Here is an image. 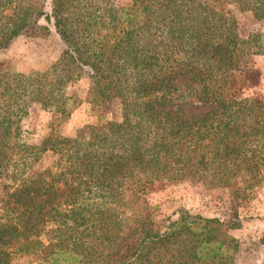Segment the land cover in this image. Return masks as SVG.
Here are the masks:
<instances>
[{
	"label": "trees",
	"instance_id": "16d2710c",
	"mask_svg": "<svg viewBox=\"0 0 264 264\" xmlns=\"http://www.w3.org/2000/svg\"><path fill=\"white\" fill-rule=\"evenodd\" d=\"M50 5L0 0V55L49 25L63 46L44 71L0 63V264H235L237 209L264 185V99L247 94L264 31L242 34L239 16L264 26V0ZM84 76L97 121L28 143L30 107L68 117L80 99L66 86ZM48 151L51 165L37 169ZM184 180L227 189L232 217L180 208L158 219L152 187Z\"/></svg>",
	"mask_w": 264,
	"mask_h": 264
},
{
	"label": "rangeland",
	"instance_id": "374dc122",
	"mask_svg": "<svg viewBox=\"0 0 264 264\" xmlns=\"http://www.w3.org/2000/svg\"><path fill=\"white\" fill-rule=\"evenodd\" d=\"M31 1L37 3L44 11L51 10L50 0ZM39 24H45L43 19L39 20ZM239 29L242 34H247L257 32L259 29L264 31V26L259 27L255 20L244 13L239 16ZM62 48L54 27L49 25L48 32L34 30L16 37L0 55V63L3 64V68L13 72L44 71L58 59ZM253 66L260 73L259 86L247 91V94H255L264 99V53L253 57ZM90 83V78L84 76L66 86L69 95L80 99V103L68 117L60 118L53 115L52 111L41 108L38 103L33 104L21 121L28 143H40L48 135L51 127L59 134L74 137L84 126L95 123L97 120L90 114L89 105L85 102ZM190 107L193 106L187 108ZM118 117L117 112L109 115V119ZM54 158V154L48 151L35 166L37 169H44L51 165ZM147 198L151 205L159 208L157 218L160 220H165L169 216L172 219L176 218V212L180 208L221 219H229L233 215L227 189L207 188L201 183L189 180L157 183ZM237 214L242 226L230 231L239 242L235 264H261L264 261V185L255 191L252 198L239 204ZM15 264H33V261L30 258H22L15 260Z\"/></svg>",
	"mask_w": 264,
	"mask_h": 264
}]
</instances>
